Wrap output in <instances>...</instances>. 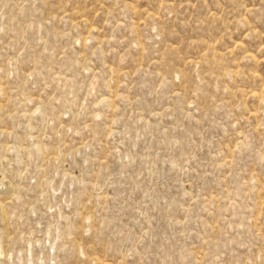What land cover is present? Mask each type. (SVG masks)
<instances>
[{
    "label": "rangeland",
    "instance_id": "rangeland-1",
    "mask_svg": "<svg viewBox=\"0 0 264 264\" xmlns=\"http://www.w3.org/2000/svg\"><path fill=\"white\" fill-rule=\"evenodd\" d=\"M0 264H264V0H0Z\"/></svg>",
    "mask_w": 264,
    "mask_h": 264
}]
</instances>
